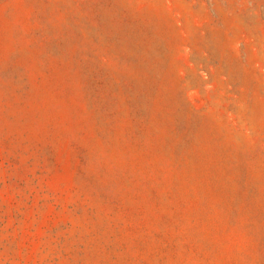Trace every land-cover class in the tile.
<instances>
[{
	"label": "rangeland",
	"instance_id": "374dc122",
	"mask_svg": "<svg viewBox=\"0 0 264 264\" xmlns=\"http://www.w3.org/2000/svg\"><path fill=\"white\" fill-rule=\"evenodd\" d=\"M0 264H264V0H0Z\"/></svg>",
	"mask_w": 264,
	"mask_h": 264
}]
</instances>
